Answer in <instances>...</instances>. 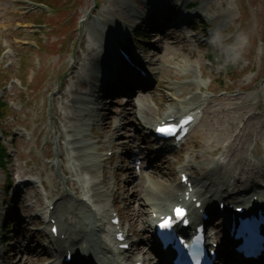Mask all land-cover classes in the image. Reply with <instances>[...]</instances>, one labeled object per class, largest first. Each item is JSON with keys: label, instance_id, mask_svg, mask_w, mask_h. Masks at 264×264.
I'll return each instance as SVG.
<instances>
[{"label": "rangeland", "instance_id": "374dc122", "mask_svg": "<svg viewBox=\"0 0 264 264\" xmlns=\"http://www.w3.org/2000/svg\"><path fill=\"white\" fill-rule=\"evenodd\" d=\"M45 1L51 4V9L55 11V15L48 13V10L41 5L32 6V4L24 3L21 0H0V54L3 50L8 53L3 58L5 64L0 69V72L3 73V70L10 66L14 72L20 66L26 67L24 78L22 77L23 80H13L14 74L9 78L11 81H4L5 87L0 92V98L11 104V110L9 113L10 117L5 122L3 121L2 126L7 133L23 139L22 147H24L25 152L31 151V156L38 160L39 168L45 164L41 155L45 151V144L54 140L58 141V136H54L52 133L55 131L56 134L61 127V123L51 113L53 107L59 108L61 101L60 98L58 100L57 88L63 80L67 85L70 84L71 86H77L78 83L76 75H71L72 73H70L73 69L68 70L69 72L64 75L65 71L62 68V63H66L67 68H69V66L80 60L86 50V42L96 46L103 42V39H101L102 35L98 33L99 28L96 26V23L106 16L103 11H112V18H116L117 15L122 16V14L126 16L133 13L140 15L141 11L135 7L134 3L146 2V0ZM156 2L157 0H149V6L143 10V15L158 13L159 15H154L155 19L153 18V20L159 21L164 25L163 19L168 13L167 8L174 5L176 0H165L162 5L158 4V6ZM193 2H198V7L190 12L192 14L198 12L200 6L205 5V0H193ZM122 3L124 4V10L121 7ZM187 3L188 0L185 4ZM129 10L131 12L128 14ZM182 13L184 14V11ZM204 13H213L216 16L214 20L210 21L202 17L199 20L207 26L206 39L202 38L200 33L191 32L186 26L183 28V32L176 33V31H173L174 34L172 36L167 31L169 27L162 30V25L156 26V39L149 43L150 48L154 50V58L151 62H154L155 65L151 74H155L157 68H159V74L150 81V90L137 92V96L129 95L128 99L123 101H118V98L112 97L110 102L104 103L107 118H110L111 115H116L122 119L123 128H120L124 136H126L123 139L124 144H122L125 154H123V159L114 157V167L108 173V176L113 175L114 178L112 181L107 178L108 184H112L113 192L118 189L117 198H119V205L117 204V206L124 209L120 208L123 219L127 221L126 224L131 222L133 226V229H131L140 237L139 250L148 253L147 256L151 259L152 252L147 248L149 236L146 235L145 238L142 236L141 228H139L141 219H138L137 213L139 208L137 205L131 204L130 196L136 194L145 201L146 205H158L159 202L147 194V192H151L150 189L152 187H155L158 191L159 187L173 185V183L177 182V170L187 163L191 165V161L194 159L196 162L192 164L193 167L202 168L206 172L207 168L211 167L212 160L219 157V155L215 154V157L211 158L203 155L204 150H210L206 148L208 139L202 122L187 140L181 153L171 155L165 159L161 158V160L154 159L152 153L149 152L151 150V142L148 141L144 133L140 134L137 131L135 121H132V125H130V122L125 120L126 113L131 107H136L137 105L140 108L151 110V118L148 124L154 123L156 119L159 120L165 115L164 112L169 105L174 107L173 101L164 97V95L174 94V91L168 89V85L180 86L176 95L182 99L187 100L192 93L199 95L201 99H207L212 109L218 106L225 107L227 110L231 109L232 106L227 102L220 104L221 100L235 98L238 95L242 97L247 95L255 96L257 91L264 86V80L263 83L258 81L264 78V0H215L212 2L211 8L210 6L205 8ZM41 14H45V16ZM35 20H39L45 31L39 37L33 38L31 36L39 34L37 31L38 27L33 26ZM127 20V18L122 20V22L127 23V26L122 22H114V24L123 25L129 32V24H131L129 22H132V20H128L129 22ZM199 21L193 19L192 24L197 26ZM153 26L155 27V25ZM22 27H24L23 30L21 29ZM216 29L222 30L229 37L241 31L249 35L250 44L245 55L246 62H242L234 73H227L226 75L224 72L222 73L221 64L220 67L212 68L209 71L205 69V67L210 65L206 62L208 57L205 54L206 51L202 50V48L213 49L220 54L218 50L208 44L209 37ZM19 30L22 32L20 33ZM103 30L110 31L111 28L107 25V28ZM82 37L84 38L83 42H81ZM39 41L42 45V51L36 52L32 46L35 42L39 44ZM198 47H201L199 51ZM148 53L153 55L151 54L152 51H148ZM1 62L2 58H0ZM234 74L239 76L233 78ZM210 75L212 80L219 79L224 81L225 85H223V88L217 82L214 83L209 78ZM18 80L23 81V85ZM191 82H196V84L193 86ZM256 84L258 86L254 87ZM48 87L51 90L48 89L47 93L40 96L39 92L44 93V90ZM207 90L217 93L210 96ZM225 91H230V93L228 94ZM132 93L136 92L132 91ZM127 101L128 104H126ZM109 103L111 105H108ZM41 113L44 118L42 128L46 130V133L41 137L35 136L30 140L32 131L35 128L33 121ZM111 122L107 126L109 128H107L106 139L115 134L113 132L114 122L112 124ZM27 125L28 132L25 133L24 127L26 128ZM126 126L128 127L126 128ZM125 128L128 131L127 133ZM98 129H96L97 132ZM102 132L105 133V131ZM105 138L100 143L101 146L106 145L104 143ZM36 140L37 147L34 146ZM86 142H88V145H90L89 143L93 144V147L94 145L97 146L96 139L92 141L90 138H86ZM128 143L131 144L127 145ZM8 148L11 150V147L8 146ZM248 148L246 159L251 164L257 165L259 159L264 155L259 154L256 158L252 154V146L249 145ZM51 149H53V146L48 151L50 152ZM99 149L105 151L106 146L99 147ZM118 150H121V148ZM197 157L200 158L197 159ZM53 160L57 161L56 159ZM12 164L18 165L15 158H13ZM12 164L7 167V173L11 172ZM23 164L24 162H21V165ZM261 170L264 171L263 167ZM263 171H261V174ZM54 175L55 172H47L43 178L46 179ZM58 177L60 181L63 180L62 177ZM4 187V176L0 170V222L2 224L4 223L3 212L8 211L13 206L11 201L7 203V197L2 192ZM9 191V198H12L13 191L12 189ZM146 198H152L154 201H148ZM20 200L24 202L22 199ZM2 205L5 206L4 209ZM30 209V205L24 202L22 215H26V217L34 215L35 213L30 211ZM23 220L26 223L28 222V218ZM30 228L27 230L23 229L25 234L28 235L27 240H18V244L12 242V246H16L18 250L16 255L11 254L9 256L11 260H9L8 264H44L48 260L49 256H45V253H43V247L45 246L43 236L40 235L35 238L33 233L39 230L34 229L31 234Z\"/></svg>", "mask_w": 264, "mask_h": 264}, {"label": "bare ground", "instance_id": "6f19581e", "mask_svg": "<svg viewBox=\"0 0 264 264\" xmlns=\"http://www.w3.org/2000/svg\"><path fill=\"white\" fill-rule=\"evenodd\" d=\"M185 0H181L182 3H184ZM215 0H205V5L203 6V10H205L206 7H211L212 2ZM165 0H157V3L159 5H162ZM121 7H123L124 10V4H121ZM131 11L129 10L128 14ZM103 13L106 15L103 19V22L100 21L99 26L102 28H105L109 22H106V18L108 15L112 14V11L105 10ZM204 13V12H200ZM193 15H190L192 17ZM199 16V14H198ZM197 18V14L194 16ZM113 28H116L114 26ZM117 33L122 34V30L120 28H116ZM100 50V48H95L94 46H90L89 49H87L86 54L88 57V66L91 67H99L100 68V62H99V56H97V51ZM102 48V52H103ZM80 63V62H79ZM63 65V64H62ZM80 68L82 69V65L80 64ZM80 69V70H81ZM158 68L155 71V74L158 73ZM78 79H81L82 77V71H80L78 74ZM172 89H177L175 86H170ZM76 93L77 90H73L69 95H67L65 92H61V99L67 101V103L63 102V109L64 112L58 113L57 111H54V115L58 117L59 120L63 124H67L69 120L74 118L75 116H70L67 112L68 109V103L73 102V100L76 99ZM72 95V96H70ZM75 95V96H73ZM227 102L232 106L231 109H226L225 107H215L212 109L210 106L208 108H205V116L208 117L205 118L203 122V127L205 128L207 139L211 141L210 147L206 146L210 151H203L204 156L211 157L212 154L215 153V151H219L218 148L222 147L224 149L221 157L222 161H219L214 163L216 165L215 168L218 170L216 173H212L210 170H208L207 173L201 174V177L194 176V182L196 185H199V189L196 190L197 194L201 198H203L204 202L212 203V200L218 197V194L223 195V192L226 193L228 200L232 201H241L240 203L246 204L248 201L247 195L252 192V195H257L261 193V189L258 186V183L261 182L259 180L261 175V166L264 165V157L262 159H259V161L256 164H251L248 159H246L247 152L249 150V145L252 146V154L254 157H258L261 152L264 154V86L261 87V90L257 91V94L255 96L247 95L246 97H242L240 95L235 96V98H230L227 100H221L220 104ZM138 114L142 116V118L147 119L150 115V110L147 108V110H142L137 108ZM171 114V113H170ZM169 114V116H170ZM88 120H90L89 115H87ZM132 119L137 121V115L135 112H132ZM208 120V121H207ZM94 122H97V120L93 119ZM42 119H38V124H41ZM92 122V121H91ZM104 123V121H102ZM93 123V122H92ZM209 145V144H208ZM112 146L114 144L112 143ZM202 156V157H204ZM89 157V156H87ZM79 163L76 167L80 169L87 168L88 166L85 165V162L89 159H84V155H79ZM15 172H19L21 175H33L36 174L37 176H41L42 172L38 173L35 170L29 169L25 170L20 168L19 166L15 168ZM198 173V172H197ZM214 175V177H213ZM71 188L73 192H77L80 190L79 185H76V183H71ZM181 190L180 184H177L173 186L170 190L163 191L162 194V204L164 205V202H166V196L170 199V197L173 199L174 192H178ZM261 191V192H260ZM55 193L57 191H54ZM54 192L50 193L48 195V198L52 197L54 195ZM69 194L68 191H63V193L60 195L62 198L64 196V201L62 204L66 203V195ZM252 198V197H250ZM133 201L137 202L135 198H133ZM66 205V204H64ZM206 205V203H205ZM163 207V206H162ZM208 209L210 210L211 206H208ZM159 210H162L160 208ZM65 214L63 218L65 219V223L69 225L68 232L70 233V239L68 243L70 244V250H72L74 253L76 252V247L79 244L78 241L83 239L84 234H87L84 222L81 226V223H78V226H81L78 228V231L73 233V230L71 229L72 221L74 220V214L79 212L78 210L73 211L71 207H68L66 210H64ZM156 212V211H153ZM138 213L140 215V219L142 220L143 226H148L149 219H148V210L146 208H140L138 210ZM160 214V213H158ZM62 215V216H63ZM145 219V221H144ZM72 220V221H71ZM88 225H94L93 221H88ZM145 229L144 227L142 230ZM147 229L144 230V233ZM93 235V233L91 234ZM91 245L94 247L93 249L89 251H95L98 254H105L104 252H109V248L100 243L97 242L95 239H91L89 241ZM56 250L59 253L64 252V248L60 249L58 245L54 246ZM147 254V253H146ZM150 263V262H149Z\"/></svg>", "mask_w": 264, "mask_h": 264}, {"label": "clouds", "instance_id": "9594fccd", "mask_svg": "<svg viewBox=\"0 0 264 264\" xmlns=\"http://www.w3.org/2000/svg\"><path fill=\"white\" fill-rule=\"evenodd\" d=\"M208 44L222 55L223 63L221 67L226 68L229 65L235 66L246 62L245 55L250 44V38L243 31L229 37L222 30L216 29L209 37Z\"/></svg>", "mask_w": 264, "mask_h": 264}, {"label": "snow or ice", "instance_id": "6c2138e0", "mask_svg": "<svg viewBox=\"0 0 264 264\" xmlns=\"http://www.w3.org/2000/svg\"><path fill=\"white\" fill-rule=\"evenodd\" d=\"M187 122V121H185ZM158 131L160 132H163V133H167V134H172L175 129L174 128H160L158 129ZM175 214H176V217L177 219H181L183 216H184V211L183 209H179L177 208L175 210ZM184 223H187V221H184ZM160 227L161 228H171L172 227V218L171 217H168L166 218L161 224H160ZM53 231H55V229H53ZM181 243H183V241H181ZM187 247V245H185Z\"/></svg>", "mask_w": 264, "mask_h": 264}, {"label": "trees", "instance_id": "16d2710c", "mask_svg": "<svg viewBox=\"0 0 264 264\" xmlns=\"http://www.w3.org/2000/svg\"><path fill=\"white\" fill-rule=\"evenodd\" d=\"M1 108H3V105H2V104H0V109H1Z\"/></svg>", "mask_w": 264, "mask_h": 264}]
</instances>
